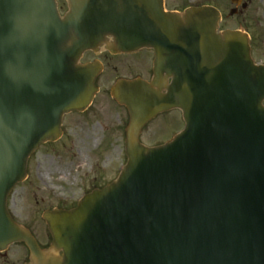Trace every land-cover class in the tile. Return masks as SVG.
<instances>
[{"label":"water","instance_id":"water-1","mask_svg":"<svg viewBox=\"0 0 264 264\" xmlns=\"http://www.w3.org/2000/svg\"><path fill=\"white\" fill-rule=\"evenodd\" d=\"M0 0V250L23 241L29 264H264V65L245 34L217 33L212 6L165 11L163 0ZM110 40V41H109ZM150 48L153 78L118 80L129 113L127 162L77 206L43 212V252L6 200L28 156L83 111L99 61L85 51ZM170 78V83L166 80ZM179 108L183 129L147 147L142 126Z\"/></svg>","mask_w":264,"mask_h":264},{"label":"rangeland","instance_id":"rangeland-1","mask_svg":"<svg viewBox=\"0 0 264 264\" xmlns=\"http://www.w3.org/2000/svg\"><path fill=\"white\" fill-rule=\"evenodd\" d=\"M56 1L63 14L65 5L62 0ZM191 3H209L222 10L227 6L224 0H192ZM188 4L183 0H166L167 8ZM147 55H151L147 50L119 55L105 51L98 55L87 52L82 58V61L97 58L103 62L104 69L97 82L99 92L87 110L63 119V135L59 140L44 143L31 154L27 177L15 186L8 200L16 220L30 228L40 241L47 243L50 240L41 216L45 209L73 206L85 192L113 180L126 162L123 140L126 112L111 97L110 87L114 76L135 74L134 69L127 68L128 64L139 63ZM258 55L264 60V50L258 51ZM144 76H150L149 72ZM179 127L180 124L175 128ZM165 134L166 127L159 117L145 127L140 140L146 145L153 144L165 138ZM14 249V259L17 264H22L26 259L22 248Z\"/></svg>","mask_w":264,"mask_h":264},{"label":"flooded vegetation","instance_id":"flooded-vegetation-1","mask_svg":"<svg viewBox=\"0 0 264 264\" xmlns=\"http://www.w3.org/2000/svg\"><path fill=\"white\" fill-rule=\"evenodd\" d=\"M185 2H189L188 5L185 7H172V8H167L166 7V0H164L165 3V8L167 10H175V11H182L184 8L187 6L193 5L191 2L192 0H183ZM63 4L67 8V2L66 0H62ZM224 2L227 4L225 9H220L221 12V20L219 22V28L218 31H224V30H240L241 32H244L248 39H249V46H250V53L251 56L254 60L255 63L257 64H264V60H262L259 55L258 51L264 50V0H224ZM63 6V5H62ZM227 14H226V13ZM148 53L150 52L151 55L148 56L145 59H142L139 63H134V64H128V69L130 71H133V69L136 71L135 74L133 75H120V76H114L113 81L115 82L119 78H126V79H133V78H142L147 81L151 80L152 78V68L150 67L149 69V62L152 63L153 61V53L151 50H147ZM120 54V53H117ZM124 54V53H123ZM115 55V54H113ZM85 57V56H84ZM91 60L89 58H86L83 60V62ZM103 63V62H102ZM104 69V64L102 71L97 75L95 79V84L97 85L98 79L100 78L102 72ZM149 72L150 76L145 77L144 73ZM169 82V79L167 80ZM113 84V83H112ZM98 87V92L100 87ZM97 92V93H98ZM96 97V95H95ZM94 97V98H95ZM94 101V100H93ZM125 109V108H124ZM126 112V121H125V126H124V137L123 140H125V132H126V127L129 123V115L127 110L125 109ZM75 113V112H72ZM69 113L63 117V119L72 114ZM81 113V112H79ZM159 117H162V122L164 126L166 127V134L165 138L161 139L159 142H155L150 145H156L163 143L169 139L172 138V136L181 128H175L179 124L182 126L183 125V119L180 110L178 109H170L167 111H163L161 113H158L153 119H151L147 124L144 125V127L141 129V132L145 129V127L154 119H157ZM63 123V121H62ZM141 135V133H140ZM139 135V137H140ZM108 182V181H107ZM105 182V183H107ZM104 183V184H105ZM103 184V185H104ZM101 185H98L97 187H100ZM96 187V186H95ZM10 215L13 217V219L16 220L15 214L13 211L9 209ZM17 221V220H16ZM23 225V224H22ZM23 227H26L29 229V231L32 233L34 238L36 239L39 247L43 251H50V246H51V238L49 235L50 240L45 243L43 241H40L37 237V235L27 226L23 225ZM20 246L23 250V254L26 256V259L23 260L22 264H28L30 262V253L29 249L23 242H15L12 244H9L5 250L0 251V264H17L16 260L14 259V254L13 252L16 250L14 249L15 247Z\"/></svg>","mask_w":264,"mask_h":264}]
</instances>
